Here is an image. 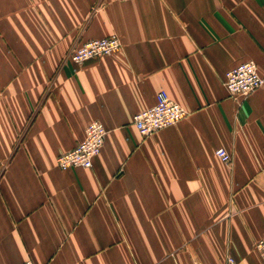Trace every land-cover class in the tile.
I'll return each instance as SVG.
<instances>
[{
  "label": "crops",
  "instance_id": "0c3cea01",
  "mask_svg": "<svg viewBox=\"0 0 264 264\" xmlns=\"http://www.w3.org/2000/svg\"><path fill=\"white\" fill-rule=\"evenodd\" d=\"M248 61L264 75V0H0V264H262L264 86H223ZM160 91L187 115L143 137ZM92 122L91 168L58 169Z\"/></svg>",
  "mask_w": 264,
  "mask_h": 264
},
{
  "label": "built area",
  "instance_id": "2783aa9c",
  "mask_svg": "<svg viewBox=\"0 0 264 264\" xmlns=\"http://www.w3.org/2000/svg\"><path fill=\"white\" fill-rule=\"evenodd\" d=\"M130 1V0H114ZM121 48L118 37L112 35L106 38L88 40L80 46L73 48L67 55L70 61L81 64L83 62L107 57L117 53ZM223 86L227 94L241 102L250 94L264 86V75L260 74L256 64L252 61L244 62L228 70L224 75ZM186 111L173 100L165 91L156 94L155 104L135 114L132 123L135 129L143 137H148L155 132L174 126L185 118ZM107 131L99 122L90 123L84 131V138L75 148L61 153L56 158V166L62 171L72 168L89 169L92 160L100 153ZM215 155L224 163L229 164L230 155L224 149H217ZM262 264H264V237L255 245ZM22 264H32L27 260ZM228 264H234L229 258Z\"/></svg>",
  "mask_w": 264,
  "mask_h": 264
}]
</instances>
